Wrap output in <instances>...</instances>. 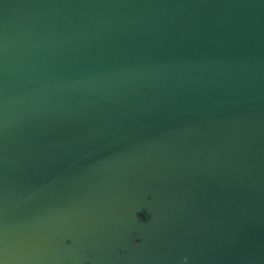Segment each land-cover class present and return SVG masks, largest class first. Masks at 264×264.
Returning <instances> with one entry per match:
<instances>
[{"label": "water", "instance_id": "water-1", "mask_svg": "<svg viewBox=\"0 0 264 264\" xmlns=\"http://www.w3.org/2000/svg\"><path fill=\"white\" fill-rule=\"evenodd\" d=\"M0 264H264V0H0Z\"/></svg>", "mask_w": 264, "mask_h": 264}, {"label": "clouds", "instance_id": "clouds-1", "mask_svg": "<svg viewBox=\"0 0 264 264\" xmlns=\"http://www.w3.org/2000/svg\"><path fill=\"white\" fill-rule=\"evenodd\" d=\"M185 259H187V258H185Z\"/></svg>", "mask_w": 264, "mask_h": 264}]
</instances>
